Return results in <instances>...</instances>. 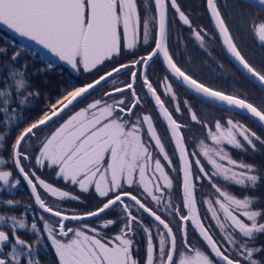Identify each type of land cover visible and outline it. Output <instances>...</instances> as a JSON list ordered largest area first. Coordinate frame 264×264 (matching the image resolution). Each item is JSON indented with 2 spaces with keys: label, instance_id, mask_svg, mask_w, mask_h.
Here are the masks:
<instances>
[{
  "label": "snow or ice",
  "instance_id": "snow-or-ice-1",
  "mask_svg": "<svg viewBox=\"0 0 264 264\" xmlns=\"http://www.w3.org/2000/svg\"><path fill=\"white\" fill-rule=\"evenodd\" d=\"M255 4L264 13V0ZM206 5L227 53L264 87V71L241 54L218 0H206ZM170 10L205 48L208 33L192 26L178 0H0V25L42 46L73 72L95 73L91 82L62 94L8 146L7 129L39 96L25 72L10 67L0 88L5 126L0 132V191L11 192L22 178L41 211L32 213L30 224L27 213L17 218L0 212V225L9 229L0 227V264H41L36 249L45 239L57 264H264V242H258L264 236V207L255 206L260 197L253 195L264 176L256 165L231 155L233 149L247 151L245 144L256 151L257 143L264 146V136L231 118L202 121L188 100L181 104L168 77L206 101L250 115L261 126L264 108L214 90L178 66L170 51ZM249 27L264 45V15L253 18ZM18 56L14 53L11 60ZM157 62L166 75L153 81L150 70ZM96 92L100 95L88 101ZM82 101L87 102L66 119L61 116ZM185 112L206 131L205 138L186 137L188 124L174 115ZM54 117L62 123L33 149L29 139L34 130ZM156 117L170 133V150L158 134ZM45 168L79 194L37 174ZM229 186L249 191L238 196ZM90 192L99 204L86 212L62 210L45 198L80 201V194ZM19 204L7 199L0 208ZM114 209L119 211L112 214ZM145 214L151 223H145ZM20 230L34 234V241L23 239ZM141 234L143 259L137 255Z\"/></svg>",
  "mask_w": 264,
  "mask_h": 264
},
{
  "label": "rangeland",
  "instance_id": "rangeland-1",
  "mask_svg": "<svg viewBox=\"0 0 264 264\" xmlns=\"http://www.w3.org/2000/svg\"><path fill=\"white\" fill-rule=\"evenodd\" d=\"M235 2H236L235 0H220V1L218 0L220 10L229 13L228 16H224L226 23L229 26L230 33L233 37L234 42L236 43V45L238 42V45L241 47L242 46V40H243V38H242L243 33H246L247 35H251L252 30L250 29L248 24H236L234 17H233V15H235L236 11H237V8H235V6H234ZM232 19H233L234 23L232 21L228 22V20H232ZM5 31L8 32L11 36L15 35L8 28ZM189 36L193 38L191 41L190 48H191V50L194 49L196 51L194 58L197 60L201 59V61H202L201 65H202L203 69L205 70V72H207V74H209V76H204V75L202 76V79L204 81L209 82V83L212 82V83H214L213 84L214 86H217L221 90H224V92L231 93L232 95L234 94V95H238L240 97L245 95L248 98H250L251 102H254V104L256 106H260L261 108H264V102L260 101L257 89L248 90V93H246V92H243L242 90H240L239 88H237V85L235 84V82H233V79L235 76L238 78V75L234 74V71H231L229 68L226 67V65H225L226 60H224L225 58L223 56H221V58L225 62L223 60L219 59L218 54H219L220 50H219L218 46H216V45L214 46L212 44V47H210V45L207 44L208 42L205 39L206 47L201 48L199 46V42L195 40V37L192 34V31H190ZM215 38H216V36H215ZM6 41H7L8 46H9L8 50L12 51V53L9 55L8 59H10V61L13 62L14 64L18 63V64L22 65V67L26 66L28 62L26 64H24L22 62V58L23 59H25V57L31 58L33 56V54L27 48L23 47L21 45V43H19V45H18L17 43L11 42L8 38L6 39ZM182 44H183V41H181V45ZM261 46H262V44H261ZM13 48H15V49L13 50ZM220 49H221V47H220ZM16 52H19V56L17 57V59L15 61H12L11 57ZM0 57H3V54H0ZM251 58L254 59L252 56H251ZM262 58H263L262 68L264 69V53H263ZM254 62H255V59H254ZM30 63L32 64L31 61H30ZM48 64H49V62H48ZM12 67L19 69L17 64L13 65ZM8 68H10V67L6 61H4L3 63L0 64V80L3 81L2 83L5 82L7 75H8V73L7 74L3 73V71H4V69H8ZM198 68L200 69V72H201V67L199 66ZM103 71L104 70H102V72ZM74 74L76 76H79L80 73L74 72ZM94 76H95V73H92L90 76H88V80H91L92 78H94ZM120 78L124 79V77H120ZM222 79H224V81H223L224 83H226L227 81H229V83L228 84H221L220 81H222ZM91 81H89V82H91ZM0 85L2 86L0 88L4 87V84L2 85L1 81H0ZM244 91H247V90L244 89ZM99 95H100V93L96 92V93H93V95L89 96V98L92 100L93 98H95ZM186 100H188V99H186ZM181 104H183V103H181ZM190 104L192 105L193 110L197 113L198 117L202 121L209 122L210 124H214V122L216 120L226 121L227 119L231 118L234 121H239V122L243 123L246 127H250L252 130L256 131L257 134L264 136V129L262 127L260 128L257 124L256 125L252 124L247 119H244L240 115L235 114V113H233V112H231L225 108H221V107L214 105V104H209L205 101L203 102V100L201 102H197V103L196 102L195 103L190 102ZM72 112H74V111L71 110V112L68 115L72 114ZM178 116L181 117V119H182L181 121L188 124V126H189V128L185 129V132H184L186 137L195 138L196 140L205 138L206 131L201 127L200 124H197L196 122L191 121L190 114L185 112L183 114H178ZM66 118H64V119H66ZM158 118L159 117H157V119ZM33 122H35V121H33ZM30 123H32V122L30 121ZM60 123H62V120L60 121ZM60 123H56V124L50 126L49 129L47 128L44 130L41 128L38 131H36L35 135L29 139V143L33 146V149H36L39 146L40 141L43 140L46 136H48L51 133V131H53ZM162 128L163 129L159 128L157 130L158 134L161 136L162 141L165 143L166 149L170 150L171 144L168 140V136H169L168 132L164 128V126ZM13 142H14V140L10 141L8 143V146H10ZM206 142L210 143V141H206ZM191 143H192V140L189 139V144H191ZM245 148H247V151H239V150L233 149V150H231V155L233 156V158L237 159L238 161L243 160L245 162H250V163L256 165L259 169L260 174L262 176H264V146L257 143V150L256 151H252L250 148H248V146L246 144H245ZM2 155L8 156L9 151L8 150L6 152L3 151ZM37 174L40 175L42 178H44L47 182L53 183L54 186H59L62 190H67V191L72 192L74 194H79L77 189H74L72 186L66 185L62 181L58 180L55 177L54 172L50 169H46V168L41 169L38 171ZM204 183L206 184L207 182L205 181ZM218 183H222V181H218ZM19 186L16 189H13L11 192H9L7 190L0 191V202H2L3 200L12 199L14 201H19L20 203L23 200H28V204H30V205L34 204V201L31 198V196L28 192V188L26 187L22 178H21V184ZM198 187H199V185H198ZM229 188L230 189L234 188L235 194H237L238 196L245 194L246 191H249L247 189L237 188L235 186H229ZM205 191H206V189H205ZM26 192L28 195L27 197H26ZM177 193H178V189L174 187V189H173L174 197ZM80 195H81L80 201L65 200V202L63 204H61L62 202L57 201V199L54 197L46 196L45 198L48 199V202L50 204H53V206L59 205L62 208V210H66L69 212H71V211L86 212V211H90V210H95V208L99 204V200L96 198V196H92L91 192L88 194H80ZM253 195L260 197L258 203L255 206L258 208L264 207V180H262L258 184L257 188L253 191ZM199 198L200 197L198 196V199ZM33 210L37 214L40 213V212H37L35 210V208ZM117 211H119V209H114L113 213H115ZM0 212H3L7 215H14L13 208H11V209L0 208ZM17 213L19 214V211ZM31 220H32V216L29 218L27 217V221L29 224H30ZM144 220H145V223H151L150 218L145 216V215H144ZM52 222L55 223V220H53ZM0 227H2L5 230H9L6 224L0 225ZM19 234L21 236L22 233H19ZM190 235H191V230H190ZM23 239L29 241L26 238H23ZM34 239L35 238H33V240ZM137 239L140 241V248H141L139 251V253L141 252V254L138 255V253H137V255L141 259H143L144 242H143L142 234L140 236H138ZM192 239H193V242L195 243L196 238L194 235H192ZM258 242H264V236L260 237ZM45 245H47V244H45ZM45 251L46 250H44V252ZM52 251L54 252L53 249H52ZM43 255H45V254H41V256H40L42 258V260H43V258H45L47 260V258L43 257ZM55 259L57 261L56 256H55Z\"/></svg>",
  "mask_w": 264,
  "mask_h": 264
},
{
  "label": "trees",
  "instance_id": "trees-1",
  "mask_svg": "<svg viewBox=\"0 0 264 264\" xmlns=\"http://www.w3.org/2000/svg\"><path fill=\"white\" fill-rule=\"evenodd\" d=\"M235 1L236 2H235L234 6H235V8H237V11H238V9H239L238 8L239 5L237 2L238 0H235ZM193 2H194V0H193ZM240 2H244V1L240 0ZM200 4L202 7V12L205 13V9H206L205 0L200 1ZM245 5L250 7V8L255 7V6L249 5L247 3H245ZM258 10L261 11L260 9H258ZM237 11H236V14H237ZM221 13L223 16H228V14H229V13L224 12L222 10H221ZM236 14L233 15V17H234L236 24H239L238 23V17L236 16ZM208 21H207V27L209 28L208 32H211L213 38L215 39L216 46H218V48L220 50L218 57L220 60H223L221 58V56H223L225 58L224 60H226V62H227L228 60L226 59V56H225L223 50L220 49L218 40L215 38V33L213 31L214 29L211 27V25L208 23ZM231 21L234 23L233 19L228 20V22H231ZM7 38L11 42L17 43L18 45H19V43H21V45L23 47L27 48L33 54V56L31 58H29V57H25V59L22 58V62L24 64H26L28 62L26 66L22 67V65H20L18 63H15V64H17L19 69H22L25 72V78L30 82L31 90H38L39 91L38 98L31 99L29 104L27 106H25L22 116H20L18 118V123L7 129V131H8L7 145H8V143L10 141L15 139V137L19 131H21L24 127L31 124L30 121L33 123V121L38 120L39 117L46 110L49 109L50 105L52 103H55L62 96V94H64L67 90H71L73 87L81 86L82 83L89 82L93 78L91 80H88V76H90L91 74H85V73H81V74H79V76L74 75L73 73L68 71L65 67H62L60 64L56 65L49 58L42 56V54L38 50H35L34 48L27 46L26 44H23L17 37H15V35L11 36L8 32L1 31V30H0V48L4 49V52H3V57H0V64L3 63L4 61H6L7 64L9 65V67H12L13 65H15L13 62L10 61V59H8V57L12 53V51L8 50L9 46H8L7 41H6ZM237 47L241 51V53H244L243 50L241 49V47L238 45V42H237ZM14 49L15 48H13V50ZM30 61L32 62V64L30 63ZM50 61L52 62L51 68L48 67V62H50ZM194 62L196 63V65L198 67L199 66L201 67V72H202V73L200 72L198 75H196L195 78H197L199 82L205 83L209 87H213L217 90L224 92V90H221L219 87L214 86L213 85L214 83H212V82L209 83V82H206L202 79L203 75L209 76V74H207V72H205V70L203 69V67L201 65V63H202L201 59L197 60L194 58ZM228 65H229V67H230L229 69L231 71H236L235 68L229 64V61H228ZM252 65L255 68H257L254 61L252 62ZM181 67L188 74L190 73L191 75H193L192 68H191L192 65L182 62ZM9 70H10V68L4 69L3 73L7 74L9 72ZM36 71H37V73H35ZM236 73L238 75V79L239 80L241 79L243 81V77L240 75V73L238 71H236ZM164 75H165V73L163 72V69L159 63L153 65V67L151 69V78L153 81L161 80ZM0 81H1V84L3 85L4 84V83H2L3 81L2 80H0ZM223 81H224V79H222V81H220L221 84H228L229 83V81H227L226 83H224ZM171 82H172V84H174L177 91L186 95L192 101V103H195V102L197 103V102L202 101V100L196 98L195 96H193L192 94H188L187 92H185L179 85L175 84L173 81H171ZM0 87H2V86L0 85ZM237 88H239L243 92H246L243 90V88L240 85H237ZM225 93H228V92H225ZM246 93H248V92H246ZM228 94H231V93H228ZM241 98H245L248 101H251L250 98H248L245 95L241 96ZM257 107H260V106H257ZM235 114H237V113H235ZM238 115H240V114H238ZM240 116L244 119H247L252 124H255L248 117H246V116L244 117L242 115H240ZM3 119H4L3 115H0V132H3L4 128H5V126L2 123ZM257 125L261 128V126L259 124H257ZM160 127L162 128V125ZM6 151L7 150H4V152H6ZM230 190L235 193L234 188H231ZM27 196L28 195L26 192V197ZM21 203L24 205H27L28 200H23V201H21ZM25 208H26V206H25ZM16 209H17V207L13 208L14 215L18 216V213H17L18 211ZM25 213H27V215H29L28 212H25ZM25 213H23V215ZM112 214H114V213H112ZM22 238H24V237L22 236ZM36 251H37V253H39V256H41V254H45V255H43V257L47 258V260L45 258H43V260H42V258H40V262L42 264H56L57 263V261L55 259V255L50 250H46L44 252V250H42L38 247L36 249Z\"/></svg>",
  "mask_w": 264,
  "mask_h": 264
},
{
  "label": "flooded vegetation",
  "instance_id": "flooded-vegetation-1",
  "mask_svg": "<svg viewBox=\"0 0 264 264\" xmlns=\"http://www.w3.org/2000/svg\"><path fill=\"white\" fill-rule=\"evenodd\" d=\"M200 1H202V0H194V2H193V0H178V3L181 5V8H182L183 11H185L186 15L189 16L190 21L192 22V26L194 28L198 29V30L199 29H204L208 33V35L205 36V39L208 42L207 44L210 45V47H212V44L215 46L216 43H215V39L213 38L211 32H208L209 28L207 27V21L209 20L208 23L211 25V27H212V23H211L210 18L208 17L207 7L206 6H205L206 7L205 13L202 12V7H201V4H200ZM241 1H243V0H241ZM237 2H238V5H239V7H238L239 9L237 11L236 16L238 17V23L239 24H248L249 25L253 18L258 17L260 15H264V13L259 11L258 10L259 8H257L256 6L254 8H250V7L245 5V3H246L245 1L244 2H240V0H238ZM169 16H170V23H169V29H170V51L173 54L174 60L178 63V66L181 67V63L182 62L192 65L191 68H192L193 75H191L190 73H189V75H191V76H193V78H195V76L200 73V69L197 67L196 63L194 62V57H195L196 51L194 49L191 50V48H190L191 41H192L193 38L189 36V33L192 30L188 26L183 25L182 22H180L178 20V18L175 17V14L171 10H170ZM0 30L1 31H5V30H7V27L3 26V25H0ZM242 38H243V40H242L241 49L243 50L244 53H241V54L245 57V59L248 60V62L250 64H252V62L255 59V65L258 68V69L257 68L256 69L258 71H264V69L262 68V64H263V58L262 57H263V53H264V45L261 46V44L255 38L253 33L251 35H247L246 33H243ZM181 41H183L182 45H181ZM140 51H143V50L140 49ZM251 56L254 59H252ZM228 61L226 62L225 65H226L227 68H230L229 65H228ZM53 63L56 64V65L60 64L62 67H65L68 71H70L71 73L74 74V72L67 65L63 64V62H59L58 61V63H55V62H53ZM157 63L160 64V66L163 69V72L166 75V72H165L162 64L160 62H157ZM229 64L233 66V64H231L230 61H229ZM109 67H110V65H109ZM102 70H105V68L101 67L100 71H102ZM236 71H234V74L237 75ZM35 73H37V71ZM165 75L162 77L161 80L164 79ZM240 75L243 77V81L241 79L239 80L235 76L234 79H233V82H236L235 83L236 85H240L243 88V90L244 89L247 90L246 92H248V90L257 89L260 101L264 102V91L262 89H260L258 86H256L255 84H253L251 81H249L241 73H240ZM121 77H123V76H121ZM120 79H122V78H120ZM195 79H197V78H195ZM171 81H173V79L169 76L168 77V82L172 84ZM197 81H198V79H197ZM85 83H87V82L82 83L81 86H83V84H85ZM172 85H173V91L177 95V97H178V99H179V101L181 103H183V101L186 100V99H188L189 103L192 102L186 95L178 92L176 87L174 86V84H172ZM177 85H179V84H177ZM163 98L166 101H169V99H170L169 97H163ZM90 100L91 99L88 97V101H90ZM86 102L87 101H82L81 103L76 104L75 108L71 107V109H69V111H67L66 114L64 113L61 116L63 118H66L67 115L71 112V110H73V111L77 110L79 107H82L84 105V103H86ZM249 102H251V101H249ZM251 103L254 104V102H251ZM167 106H169L170 110H171L172 104L170 102L168 103ZM147 109H148L149 112L153 111V108L151 106V101H149V104L147 105ZM48 110H46V111H48ZM153 114L155 115V113H153ZM174 115H175L176 118H178L179 121L182 120L181 117L178 116V114H174ZM61 120H62L61 118L55 119L54 122H51L50 125H47V126L43 127L42 129H44V130L47 129V128L49 129L50 126H52V125H54L56 123H60ZM156 125H157V130L159 128H161L160 127L161 125H162V127L164 126L163 123L161 122V119L160 118L157 119V117H156ZM161 129H163V128H161ZM91 194H92V196H95L92 192H91ZM46 200L48 201V199H46ZM60 202H62L61 204H63L65 201H60ZM25 206H26V208H25ZM33 208H35V210L37 212H40V210L36 208L35 204L24 205V204L20 203L19 207L17 206V210L19 211V214H18L17 218H23L24 217L23 213H25V212L29 213V215H27L28 218L31 217L32 216L31 214L34 212ZM44 215L48 216L46 214H44ZM19 233H22L21 237L23 236L24 238L28 239L30 242L33 240V238H35V235L30 233L28 230H21V231H19ZM45 244H47V245H45ZM39 248L42 249V250H50L51 252H53L50 243L47 242L46 239L41 241V245L39 246ZM5 249L6 250L8 249V245H5ZM53 254H54V252H53ZM139 254H141V252L138 253V255ZM36 255H38L39 259L41 258L39 256V253H37V251H36Z\"/></svg>",
  "mask_w": 264,
  "mask_h": 264
},
{
  "label": "water",
  "instance_id": "water-1",
  "mask_svg": "<svg viewBox=\"0 0 264 264\" xmlns=\"http://www.w3.org/2000/svg\"><path fill=\"white\" fill-rule=\"evenodd\" d=\"M243 1L249 3L250 5H251V4L254 5V0H243ZM205 2H206V1H205ZM255 6L258 7V8H260V6H259L258 4H255ZM206 7H207V5H206ZM260 9H261V8H260ZM207 14H208V17H209L210 20H211L212 27L214 28V31H215V34H216V38L218 39L219 44L221 45V48H222V50L224 51V54H225L226 58L231 62V64H233V66L235 67V69H236L237 71H239V72H240L242 75H244L249 81H251L253 84H255L256 86H258L260 89H262V90L264 91V87L260 86L258 82L254 81V79L242 69V67L238 64V62H236V61L234 60V58H232V57L227 53V51L225 50V48H224V46H223L222 39L220 38L219 33H218V31L216 30V28H215V26H214L213 19H212L211 15H210L208 9H207ZM15 35H16V34H15ZM16 37H18L22 42L27 43L28 45L34 47L35 49H36V48L39 49V50L42 52V54H43L44 56L49 57L51 60H53V61H55V62H58V60H57L55 57L51 56V54L48 53L47 50L43 49L42 46H39V45L35 44V43L32 42V41H28L26 38H21V37H19L18 35H16ZM163 68H164V67H163ZM164 70H165V69H164ZM172 79H173V78H172ZM173 81H174L176 84H179V85H180L185 91H187L189 94H192V95L196 96L197 98H199V99H203L204 101H206L204 98L199 97V96H197V95L194 94V93H191L189 90H186L185 87H184L182 84L178 83L175 79H173ZM214 90H215V89H214ZM226 94H228V93H226ZM206 102H209L210 104H215V105H217V106H219V107H221V108H225V109H227L226 107L220 106V105L217 104L216 102H213V101H206ZM70 109H71V106H70ZM227 110H229V111H231V112H233V113L235 112V113L241 114V115L244 116V117L246 116V117H248L249 119H251L253 122H255V123H257V124H259V125L261 126V124H260L255 118L250 117V115H248V114H246V113H241V112H239L238 110H230V109H227ZM67 111H69V109H68V110H65V113H66ZM63 114H64V113H62L61 115H63ZM58 118H59V117H54V118H53V121H54L55 119H58ZM161 121H162V120H161ZM50 123H51V122H49V124H47V125H50ZM162 123H163L164 127L166 128V124H165V122L162 121ZM47 125L40 126L38 129L34 130V132L38 131L39 129H41V128L47 126ZM261 127L264 129V126H261ZM166 130H167V128H166ZM167 132H168V131H167ZM168 135H170L169 132H168ZM23 182H24V181H23ZM24 183H25V182H24ZM25 185H26V187L28 188V186H27L26 183H25ZM28 192H29V194H30V189H29V188H28ZM30 196H31V194H30ZM31 198H32V196H31ZM32 199H33V198H32ZM33 201H34V199H33ZM36 208L38 209L37 206H36ZM39 210H40V209H39ZM40 211H41V210H40ZM46 215H48V214H46ZM145 215H146V214H145ZM146 216H147V215H146Z\"/></svg>",
  "mask_w": 264,
  "mask_h": 264
}]
</instances>
